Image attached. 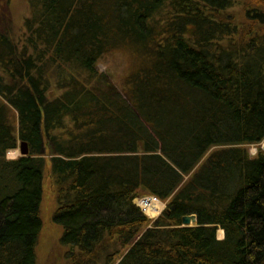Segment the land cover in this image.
<instances>
[{
    "label": "trees",
    "instance_id": "16d2710c",
    "mask_svg": "<svg viewBox=\"0 0 264 264\" xmlns=\"http://www.w3.org/2000/svg\"><path fill=\"white\" fill-rule=\"evenodd\" d=\"M30 2L21 50L0 30V264H39L49 162L70 264H264V0Z\"/></svg>",
    "mask_w": 264,
    "mask_h": 264
},
{
    "label": "rangeland",
    "instance_id": "374dc122",
    "mask_svg": "<svg viewBox=\"0 0 264 264\" xmlns=\"http://www.w3.org/2000/svg\"><path fill=\"white\" fill-rule=\"evenodd\" d=\"M237 9L239 10L240 7ZM31 14L30 0H0V30L11 37L17 43L20 50L27 38L28 29L25 21ZM141 61L144 62L145 58L141 55L139 56L132 47L118 46L105 53V56L99 60L98 67L100 68V73L107 74L117 88L119 87L124 93L123 88L128 76L136 71ZM244 148H247L251 156L254 157L258 154L259 150H264V140L257 144L246 145ZM20 156L22 154L19 142L17 149L7 152L6 159L17 160ZM45 157L46 159L50 158L49 154H45ZM43 183V200L41 203L43 231L40 234L36 250L38 253V263L70 264L67 260L68 250L62 239L63 228L55 222L54 217L59 205L50 162L45 169ZM220 229L217 230L218 238L222 239L225 237V232L223 237H220Z\"/></svg>",
    "mask_w": 264,
    "mask_h": 264
},
{
    "label": "water",
    "instance_id": "95a60500",
    "mask_svg": "<svg viewBox=\"0 0 264 264\" xmlns=\"http://www.w3.org/2000/svg\"><path fill=\"white\" fill-rule=\"evenodd\" d=\"M20 150L22 156H28L30 154V150L28 148V144L25 141H22L20 144ZM183 226H192V225H197V215L192 214V215H186L182 219Z\"/></svg>",
    "mask_w": 264,
    "mask_h": 264
},
{
    "label": "built area",
    "instance_id": "2783aa9c",
    "mask_svg": "<svg viewBox=\"0 0 264 264\" xmlns=\"http://www.w3.org/2000/svg\"><path fill=\"white\" fill-rule=\"evenodd\" d=\"M139 202L144 212H146L148 208H152L153 205H157L158 203H161V201H159V199L156 197H146L144 199H141Z\"/></svg>",
    "mask_w": 264,
    "mask_h": 264
},
{
    "label": "bare ground",
    "instance_id": "6f19581e",
    "mask_svg": "<svg viewBox=\"0 0 264 264\" xmlns=\"http://www.w3.org/2000/svg\"><path fill=\"white\" fill-rule=\"evenodd\" d=\"M147 211H148L149 213H152V215H155V213H157L156 210H155L153 207H152V208H148ZM219 234H220V237H223L224 232L220 229V230H219Z\"/></svg>",
    "mask_w": 264,
    "mask_h": 264
}]
</instances>
